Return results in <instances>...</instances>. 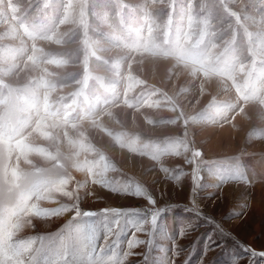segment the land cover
Returning a JSON list of instances; mask_svg holds the SVG:
<instances>
[{
	"label": "rangeland",
	"instance_id": "374dc122",
	"mask_svg": "<svg viewBox=\"0 0 264 264\" xmlns=\"http://www.w3.org/2000/svg\"><path fill=\"white\" fill-rule=\"evenodd\" d=\"M0 264H264V0H0Z\"/></svg>",
	"mask_w": 264,
	"mask_h": 264
}]
</instances>
